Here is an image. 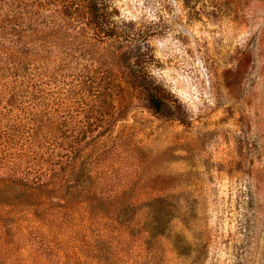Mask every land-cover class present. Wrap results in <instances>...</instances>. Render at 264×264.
<instances>
[{"label": "rangeland", "instance_id": "rangeland-1", "mask_svg": "<svg viewBox=\"0 0 264 264\" xmlns=\"http://www.w3.org/2000/svg\"><path fill=\"white\" fill-rule=\"evenodd\" d=\"M60 1L0 0V264H264V0Z\"/></svg>", "mask_w": 264, "mask_h": 264}, {"label": "trees", "instance_id": "trees-1", "mask_svg": "<svg viewBox=\"0 0 264 264\" xmlns=\"http://www.w3.org/2000/svg\"><path fill=\"white\" fill-rule=\"evenodd\" d=\"M60 2L65 16L77 17L82 20L96 39L121 40L120 38L127 37L126 33L118 30L117 22L113 19V10L108 0H61ZM146 96L152 107L158 108L157 105L160 103V98L153 94L150 95L148 91Z\"/></svg>", "mask_w": 264, "mask_h": 264}]
</instances>
